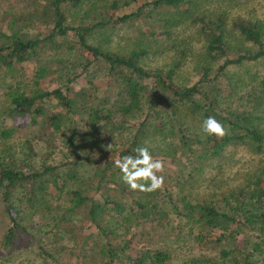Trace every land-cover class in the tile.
Returning a JSON list of instances; mask_svg holds the SVG:
<instances>
[{
    "label": "trees",
    "instance_id": "16d2710c",
    "mask_svg": "<svg viewBox=\"0 0 264 264\" xmlns=\"http://www.w3.org/2000/svg\"><path fill=\"white\" fill-rule=\"evenodd\" d=\"M138 1L120 4L115 0L90 23L75 25L70 23L66 8H77L85 0H0V80L10 70L39 62L46 50H77L87 56L83 67L94 60L103 61L110 78H115L97 91L86 86L76 89V77L48 87L44 79L53 72L39 65L34 73L35 88L31 93H7L0 106V118L3 114L13 119L28 116L35 140L50 149L57 148L58 133L67 135L66 143L73 147L100 149L111 144L128 117H137L148 108L122 149L113 156L88 152L77 157L68 163L65 178L58 166L44 162L38 169L34 164L18 162L5 146V153L0 155V201L11 225L4 243L8 245L20 232H28L27 225L19 220L14 196L24 191L27 203L35 207L52 194L51 185L61 195L69 180L76 177L79 160L86 159L93 165V174L83 180L82 187L71 191L62 217L53 221L61 225L69 217L70 222L64 224L65 233L85 255L94 254L98 264H171L173 251L168 246L173 240L163 237L162 229H167L175 241L222 246L221 256L226 264H264V167L260 176L235 192L223 193L221 197L214 193L189 197L196 183L221 186V178L212 175V169H221V164L211 165L221 161L231 146L246 145L264 153V129L248 112L221 109L219 97L220 79L230 65L264 58V24L235 17L232 29L253 43L254 49L239 48L231 57L228 12L221 10L223 3L213 5L219 0H146L127 9ZM171 10L177 16L164 13H173ZM176 18L190 20L204 38L203 73L193 85H179L174 80L187 56L186 48L181 47L183 42L169 29ZM140 19L144 21L138 29L143 44L128 54L90 42L98 30L132 25ZM144 25L150 26L149 33L144 31ZM162 38L172 41L175 53L173 67L166 72L143 65L150 53L146 44ZM188 116L196 121V126L187 124ZM208 116L228 127V134L223 138L206 135L201 126ZM153 126L157 133L171 131L177 138L162 155L150 148L154 157L164 161V171L158 173L164 177V186L153 192L133 191L122 181L115 161L136 155L135 149L146 145L143 140ZM22 127L1 123L3 143ZM126 194L131 197L130 202L123 200ZM78 216L81 223L71 222ZM40 250L46 264L59 263L58 251L42 245ZM77 259L79 262L85 257L80 255Z\"/></svg>",
    "mask_w": 264,
    "mask_h": 264
},
{
    "label": "rangeland",
    "instance_id": "374dc122",
    "mask_svg": "<svg viewBox=\"0 0 264 264\" xmlns=\"http://www.w3.org/2000/svg\"><path fill=\"white\" fill-rule=\"evenodd\" d=\"M115 0H85L77 8L68 7L66 11L69 21L72 24H88L101 12L107 11ZM122 4L126 0H118ZM146 0H139L127 9H132L136 5ZM222 3L224 5H222ZM215 7L221 6V10L227 11L229 15L228 43L231 49V57L236 55L239 48H253L254 44L246 41L236 30L232 29L231 22L241 16L246 19L264 24V0H219L213 4ZM184 6L183 9H186ZM126 9V10H127ZM165 11L168 16H177L175 10ZM175 22V21H174ZM144 24L142 19L134 24H118L114 28H105L94 32L90 37V42L101 46L109 51L128 54L138 44H143L139 27ZM144 31L149 33L150 26L144 25ZM174 36L183 42L181 47L187 50L185 62L177 68L174 80L179 85H193L202 76V56L205 50V42L198 26L189 20L176 18L173 26H169ZM149 54L143 59V65L150 70L168 71L175 62V53L172 49V41L165 38L158 42L146 44ZM87 56L77 50H46L41 54L38 61L28 62L20 69L8 71L7 75L0 80V106L5 102L7 93L24 92L31 93L35 88V69L39 66H47L53 72L44 79L48 87H55L66 82L68 78L76 77L73 86L79 89L81 86L94 88V91L105 89L110 78L108 67L103 61L94 60L90 65L83 67L87 63ZM220 65V64H219ZM218 67V66H217ZM114 85V84H113ZM221 87L220 108L245 111L252 120L264 129V58L256 61L244 62L242 64H232L227 68V73L220 79ZM148 109V108H147ZM138 113L137 117L130 116L124 122L121 131H117L111 141V148L100 149L83 147L78 145L73 147L66 143L67 135L57 134V148L50 149L45 144L35 140V134L28 124L29 117L16 119L7 114L2 115L0 124L22 125L23 127L15 135L3 143L4 138L0 137V155L5 153V146L17 157L18 162L34 164L40 169L44 162L47 165L58 166V172L64 178L70 166L68 163L75 161L77 157L88 152L107 154L113 156L122 149L128 142L134 131L137 129L141 118L146 114ZM187 124L196 126V121L189 116L185 119ZM12 123V124H11ZM185 124V126L187 125ZM167 131V130H166ZM112 138V137H111ZM176 140V136L171 132L165 134L157 133L155 127H151L144 143L153 148L155 153L162 155L169 150L167 147L171 141ZM24 162V163H25ZM77 174L74 179L69 180L68 185L57 194V189L51 185L50 193L43 200H40L35 207L29 205L24 191H19L14 196L15 206L20 213L19 220L27 225L28 232H20L12 243L6 245L4 236L11 225L6 217L4 205L0 201V264H46L41 255L40 247L59 253V263L57 264H98L94 254L85 255L77 244L64 231V224L69 223L67 219L61 221V225H56L53 218L60 219L64 213L66 205H69L71 191L82 187V182L93 174V165L86 159L79 160ZM221 164V169H212V175L221 178V186L212 187L196 183L193 192H189V197H195L197 193L202 196L215 194L221 197L223 193L235 192L248 182L261 175L264 167V153L256 152L246 145L231 146L225 157L221 161L213 162L211 166ZM73 169V168H72ZM220 169V170H219ZM121 175V173H119ZM208 174V173H207ZM206 197V196H205ZM123 200L130 202L131 197L124 195ZM81 223L79 216L71 221ZM86 230V229H85ZM167 229H162L160 234L166 239H172L169 246L173 253L171 264H226V260L221 256L222 246L217 244L198 245L193 241H175L170 238L171 233ZM91 253V252H90ZM85 257L77 262V257ZM192 259H199V262H191Z\"/></svg>",
    "mask_w": 264,
    "mask_h": 264
},
{
    "label": "clouds",
    "instance_id": "9594fccd",
    "mask_svg": "<svg viewBox=\"0 0 264 264\" xmlns=\"http://www.w3.org/2000/svg\"><path fill=\"white\" fill-rule=\"evenodd\" d=\"M201 130L210 136L223 138L229 132L221 121L214 116H208L202 122ZM111 148V144L108 145ZM136 155L123 156L115 161V166L122 173V181L133 191L153 192L164 186V161L152 155L150 147L139 146L135 149Z\"/></svg>",
    "mask_w": 264,
    "mask_h": 264
}]
</instances>
